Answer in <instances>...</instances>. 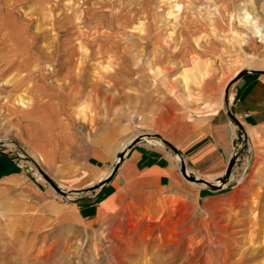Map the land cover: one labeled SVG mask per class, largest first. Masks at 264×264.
<instances>
[{
  "label": "rangeland",
  "instance_id": "rangeland-1",
  "mask_svg": "<svg viewBox=\"0 0 264 264\" xmlns=\"http://www.w3.org/2000/svg\"><path fill=\"white\" fill-rule=\"evenodd\" d=\"M245 12L264 25V0H0V155L20 168L0 181V264H264V118L226 148L237 157L232 185L147 190L95 222L79 213L84 194H60L37 166L67 191L94 180L45 170L39 161L56 160L49 141L27 120L31 155L17 119L33 91L57 96L72 84L74 98L56 101L82 142L114 164L131 139L164 145L157 129L169 112L211 118L232 102L241 72L264 69ZM191 154L183 159L197 176L225 174L227 160L203 172Z\"/></svg>",
  "mask_w": 264,
  "mask_h": 264
},
{
  "label": "crops",
  "instance_id": "crops-1",
  "mask_svg": "<svg viewBox=\"0 0 264 264\" xmlns=\"http://www.w3.org/2000/svg\"><path fill=\"white\" fill-rule=\"evenodd\" d=\"M59 71L64 77L76 75L75 70L72 69ZM45 73L52 74L49 71ZM28 75L43 76L42 74L37 75L35 70L31 69ZM76 91L77 87L72 84L66 90H60L57 96L41 90L33 91L31 105L24 108L17 116V119L22 122L19 124L18 132L28 151L33 155L36 148L29 137L26 122L29 120L31 124L39 123L38 133L41 137L47 138L51 146L48 149H52L56 157L53 165L39 161L45 170L56 173L55 175H63L67 174L65 170L68 169L71 177L59 176L57 178L61 181L79 182L88 176L94 180V184H97L110 174L115 161L104 148L82 142L79 131L72 128L71 121L65 115L62 101L57 102L55 99L72 100ZM228 110L239 118L246 133H252L258 128L260 120L264 118V73L248 72L238 78L235 82L232 102L226 109L219 107L211 118L195 124L185 114L173 111L169 112L167 121L158 126L157 130L165 136L168 142L180 150L183 157L187 156L188 160L190 158L188 154L191 152V157L195 163L201 164L203 172L217 170L225 164V160L228 166L231 158L227 159L226 148L233 142L235 134L239 131ZM20 128L23 129V133L20 132ZM81 154L85 159L82 163L77 159ZM174 155L173 150L167 144L148 142L133 145L127 150L118 171L109 181L94 192L84 193L86 201H81L83 196L80 198L78 207L81 218L87 222L107 220L119 211L124 200L142 195L147 190L178 188L187 192L193 188L208 189L206 185L188 180L183 175ZM19 174V166L7 156L0 155V181ZM88 187L90 186L85 188ZM100 193L102 197L95 201Z\"/></svg>",
  "mask_w": 264,
  "mask_h": 264
},
{
  "label": "water",
  "instance_id": "water-1",
  "mask_svg": "<svg viewBox=\"0 0 264 264\" xmlns=\"http://www.w3.org/2000/svg\"><path fill=\"white\" fill-rule=\"evenodd\" d=\"M248 72H260V73H264V69L263 70H245L243 72H241L237 78L235 79V82L237 81L238 78H240L241 76H243L244 74L248 73ZM228 113L232 119V121L235 123V125L238 127L239 131V135H242V133L246 134V131L241 123V121L239 120V118H237L235 115L232 114V112L230 110H228ZM161 138V137H160ZM134 142V140H133ZM131 142L129 145H128V148H131L133 145L137 144V143H133ZM163 143L164 144H167L172 150L173 152L175 153V155H179L181 157V161L178 162L180 168H181V171L183 173V175L190 181L192 182H196V183H199V184H203V185H206L207 187H209L210 189H213V190H218V189H221L223 188L224 186L228 185H232V177H233V169L237 163V157L234 155L231 157V159L229 160L228 162V166H227V169H226V172L225 174L219 178V179H216L212 182L206 180V179H203L199 176H197L194 172H192L191 170H188L187 168V165L185 163V160L183 159V156L180 152V150L174 146L173 144H171L170 142H168L167 140H163ZM121 152V153H118L117 156H120V161L118 163H116L114 165V167L112 168L110 174L104 179L102 180L101 182L95 184V185H92L88 188H85V189H82V190H63L61 189V187L55 183L40 167L37 166L38 170L40 171L41 175L50 183V185L55 189L57 190L60 194L66 196V197H71V196H75V195H81V194H84V193H88V192H94L97 188H99L100 186H102L103 184H105L106 182L109 181V179L118 171L122 161L124 160L125 158V155H126V152ZM5 156H7L8 158L9 155L8 154H3ZM73 200V199H72ZM76 201V200H74Z\"/></svg>",
  "mask_w": 264,
  "mask_h": 264
},
{
  "label": "bare ground",
  "instance_id": "bare-ground-1",
  "mask_svg": "<svg viewBox=\"0 0 264 264\" xmlns=\"http://www.w3.org/2000/svg\"><path fill=\"white\" fill-rule=\"evenodd\" d=\"M253 2V1H252ZM246 11V10H245ZM242 12H244V11H242ZM244 14V13H243ZM262 17V16H261ZM263 19H264V17H262ZM243 20L244 21H246V22H248L249 24H252L253 25V27H254V31L255 32H260V30H261V28H262V24L260 23V17L259 16H257L256 14H252V13H250V12H245V16H243ZM247 25V24H246ZM252 25H251V27H252ZM136 138V137H135ZM133 140L134 139H131L128 143H126V141H125V143L126 144H124L122 147H121V149H120V153L121 152H125L126 150H127V148H128V145L131 143V142H133ZM175 154V153H174ZM175 156V158L176 159H178L179 160V162L181 161V157L179 156V155H174ZM120 161V156L118 157V160L116 161V163H118ZM115 163V164H116ZM114 164V165H115ZM114 166H112V168H113ZM111 168V169H112ZM189 170V169H188ZM211 182V181H210Z\"/></svg>",
  "mask_w": 264,
  "mask_h": 264
},
{
  "label": "built area",
  "instance_id": "built-area-1",
  "mask_svg": "<svg viewBox=\"0 0 264 264\" xmlns=\"http://www.w3.org/2000/svg\"><path fill=\"white\" fill-rule=\"evenodd\" d=\"M255 37H256L257 42L261 45L264 51V25H262L260 32L258 33L256 32Z\"/></svg>",
  "mask_w": 264,
  "mask_h": 264
}]
</instances>
